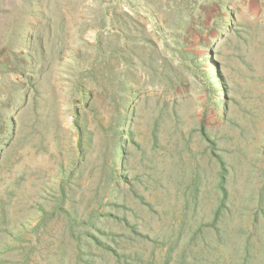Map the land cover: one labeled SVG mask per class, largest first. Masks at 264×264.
<instances>
[{
	"label": "rangeland",
	"instance_id": "374dc122",
	"mask_svg": "<svg viewBox=\"0 0 264 264\" xmlns=\"http://www.w3.org/2000/svg\"><path fill=\"white\" fill-rule=\"evenodd\" d=\"M215 1L210 19L182 24ZM27 2L8 18L0 6L3 32ZM32 26L36 71L46 87L60 83L65 130L79 105L65 81L88 71L108 134L117 108L126 119L116 166L126 206L111 204L106 221L125 236L108 242L116 256L92 245L91 263L135 264L122 252L140 249L141 264H264V0H40ZM113 92L129 98L112 102ZM0 110V264H90L56 210L59 169L43 154L42 126L18 101Z\"/></svg>",
	"mask_w": 264,
	"mask_h": 264
},
{
	"label": "trees",
	"instance_id": "16d2710c",
	"mask_svg": "<svg viewBox=\"0 0 264 264\" xmlns=\"http://www.w3.org/2000/svg\"><path fill=\"white\" fill-rule=\"evenodd\" d=\"M15 1L0 0V6L4 8L3 17L8 18V9ZM39 3L40 0H28V11L14 20V28H10L8 33L1 30L0 15V109L10 102L18 101L21 106L30 107L35 115L36 124L42 126L40 145L43 154L53 163L56 161L59 169L54 178L58 195L56 210L66 220L70 237L75 229L74 238H78L79 244L77 249L81 251V255L90 257L92 264V245L103 246L116 256V246L108 242H112L115 236L124 235L123 230L112 232L106 227L108 226L106 221L112 219L109 215L111 204L119 202L122 207L126 206L124 205L126 197L121 190V184L126 183L125 177L117 172L116 167L117 165L121 167L125 153L123 141L125 133L122 126H125L126 119L121 115L120 108H117L114 117L115 128L111 136L108 134L98 112L102 99L96 94L97 82L88 71L87 77H73L65 81L69 101L73 103L78 101L79 105L71 107L70 127L69 130L64 129L62 104L57 94V90L61 89L60 83L50 82L46 87V77H42L43 71H36L38 56L40 57L43 51L41 44L39 53L32 50V20L36 16ZM220 9L221 5L215 1L202 15L192 16L184 12L185 20L182 24L187 27L199 19L201 23L203 15L206 14L210 19ZM208 10H211L210 13ZM23 30H26L24 36L21 34ZM21 41L24 44L22 48L19 46ZM26 49L31 50L29 54H24ZM127 88L126 95H130L132 89ZM126 98L129 97L119 96L118 92H113L108 97L112 102L120 101L124 104ZM132 101L134 100L131 99L129 102L131 106ZM88 111L94 113L92 121L86 117ZM6 121L10 122V133L13 134V120L8 118ZM4 122L3 110H0V130L4 127ZM99 159H102L106 171H103L101 165H96ZM49 216L53 217V211ZM119 219V225H123L125 229L129 228L131 234L139 235L136 223L130 225L124 216ZM121 257L123 259L127 257L135 264H141L143 261L140 249L131 251L124 249Z\"/></svg>",
	"mask_w": 264,
	"mask_h": 264
},
{
	"label": "bare ground",
	"instance_id": "6f19581e",
	"mask_svg": "<svg viewBox=\"0 0 264 264\" xmlns=\"http://www.w3.org/2000/svg\"><path fill=\"white\" fill-rule=\"evenodd\" d=\"M22 42V41H21Z\"/></svg>",
	"mask_w": 264,
	"mask_h": 264
}]
</instances>
